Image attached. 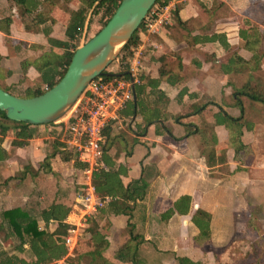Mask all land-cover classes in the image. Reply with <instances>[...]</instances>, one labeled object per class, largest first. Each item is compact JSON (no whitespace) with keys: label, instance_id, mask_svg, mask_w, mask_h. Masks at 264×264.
Instances as JSON below:
<instances>
[{"label":"crops","instance_id":"1","mask_svg":"<svg viewBox=\"0 0 264 264\" xmlns=\"http://www.w3.org/2000/svg\"><path fill=\"white\" fill-rule=\"evenodd\" d=\"M169 2H172L175 7L173 9L171 7L170 9L171 18L167 23L168 26H164L160 32L154 33L153 35L143 34V32L140 33L142 38L149 39V48L148 50L146 49L148 54L144 61H141L140 77L144 75L158 79L160 77V68L167 72L161 81L160 88L170 98L166 111L172 115L188 113L201 105L209 104L205 109L183 121L198 124L202 119H206L214 126L215 133L218 137V152L219 154L225 153L227 155L230 173L222 170L220 168L221 164L213 167L208 166L206 158L200 154V137L197 134L186 135V126L183 123L177 122L174 116H170L166 121L159 119L161 121L159 124H150L143 131L144 123L142 117L139 115L136 118V122L132 124L133 132L130 133L131 138L129 142H123L124 138H120V141H117L121 145V150L118 154L119 156L115 157V159L118 163L126 166L128 175L123 176L125 184H128L131 180L140 178L143 169H145V178L150 183V186L146 197L138 200V205L132 218L137 231L144 235L146 239L145 243L154 240V238L158 239L161 243L163 240L168 243L169 247L162 250L175 252L176 257L185 256L191 258L190 253L180 255L178 253L180 244H174L179 240H184L185 242L186 235H180L184 230L181 218L188 217L187 224L191 222L195 228V234L192 238L193 242H195V237L198 235L199 229L192 222V216L198 208L210 212L212 245L214 241L213 236L217 234L214 228V234L212 236L216 212L210 209L211 204L208 206L204 205L206 197L208 195H212L215 199L225 197V200L223 198L220 202L212 204V206L213 209L225 208L227 210L226 216L230 218L233 215L231 211L235 212L238 210V205L234 197H229L230 192L233 194L236 192L233 190L237 188V192L240 193L244 188H249L254 193L256 187L261 183V180L249 181L250 174H248L247 167L243 170H236L238 161L234 159V149L228 145L229 132L224 125L215 123L213 115L219 110L220 106L232 116L237 117L241 113L240 107L236 104L235 86L243 84L248 79L249 74L232 71L229 68L231 64L230 60L234 51H238L246 59H251L254 55H258V53L251 52L244 47L240 31L242 29H248L253 24L259 25L261 31L264 30V0H170ZM177 4L181 7L178 14L175 15L174 9ZM70 5L75 6L74 4ZM62 11L64 10L61 8L54 10L53 14L58 22L53 25H47V27L50 29V35L52 37L66 40L65 23L68 19V14L64 11L66 14L64 19L61 15ZM6 16H11L13 21L10 25L9 34L0 29V53L3 56L0 70L3 71L5 79L6 75L9 78L13 73L17 76L16 80L9 83L6 88L14 93L18 89L20 91H27L32 87H46L40 71L34 64H31L51 47L44 31L32 32L26 30L16 8L11 7L8 0H0V20ZM53 29L61 30V34L53 33ZM214 34L226 35L229 47H226L220 40L213 39ZM45 40H47V43ZM259 48L261 51H264V40ZM37 51H40V54L36 55ZM25 62L26 70L24 72ZM259 70L264 71V57L262 58ZM259 70L253 71L254 79L257 82L264 83V79H260L257 75ZM169 79H172L174 83H170L168 81ZM14 94L22 95V93L18 92ZM133 99L135 100V96H133ZM245 99L256 102L255 100L243 97L242 100L245 109L247 107ZM48 126L44 125L40 128L47 130ZM120 127L125 128L122 123L119 125ZM251 127L252 129L250 131L258 128L253 123H251ZM165 129H169L173 136L168 134ZM39 134L31 138L23 146L12 145L15 137L13 131L9 132L6 136L2 143L3 148L7 152L6 179L13 175V173H9L11 170L20 171V173L27 171L26 175L21 174L20 180L30 179L31 184L37 186L38 183L36 181L38 178H41L40 176L42 174L54 176L56 179L62 174H66L64 173V170L67 169L66 166H62L59 169V166L63 165L60 162L68 163L74 161V159L69 161L63 160L61 152L56 151V156L53 159L51 158V172L40 166L44 159L54 151V146L52 145V151L48 149V137H42ZM104 136L106 139L105 134ZM247 136L248 129L244 128L243 141L250 144L254 150L253 144L247 139ZM59 149L69 150L77 157L75 152L67 147L65 139ZM111 154L115 155L116 150L113 149ZM41 157L43 158L41 159ZM79 162L83 164V167H78L75 161L74 167L83 169L85 164L80 160ZM24 176L26 177L21 179ZM240 179L244 180L243 186L237 187L240 185L238 184ZM18 186L15 188L12 187L13 189H6V209L15 206H27L18 203L21 202L20 199L24 195L21 187ZM225 186H227L226 189H224ZM186 194L192 197L191 205L193 204V195L199 194L203 206L199 204L194 211H192L191 206L188 214L181 215L174 213L165 219L162 214L174 208V202L180 196ZM78 195L79 198L77 201L80 202L81 189ZM54 202H62L70 205L72 208L76 206V204H70L68 198H61ZM242 207H248L250 209L248 203L246 205L241 203L240 208ZM74 216V210L71 209L66 219L67 223L76 225L78 222L74 223L75 221H72L74 220ZM107 217L111 222V226L107 231V237L110 240V250L115 252L118 246L113 245L111 235L114 236L116 234L115 230L118 229L121 231L119 235L123 239L122 243L128 240V237L125 235L123 238L124 233L122 232L125 227L121 225L122 223H126L127 226L128 217L125 215H107ZM229 218H227L225 230H222L223 234H220L222 238L219 237L217 240L218 242H222L221 245L224 242L227 243V246L230 244L228 242L231 238L230 227L232 221ZM39 225L44 227L46 222L40 220ZM172 225H178L176 227L178 232L176 231L177 233L175 235L171 231ZM49 226L51 229H54L56 223L51 221L49 222ZM152 227L154 229H151ZM152 230H156V233H153ZM59 235L62 236L60 232L57 236ZM253 238L257 242L256 246L259 248V252L264 253V238H256V236ZM8 241L10 243L13 242L12 239L6 242ZM245 241L248 242L249 240ZM171 244H173L172 247ZM194 247L195 252L200 249L196 246ZM245 248L249 251V247ZM199 252L201 253L200 250ZM25 253L27 254L25 255ZM25 253H21L20 256L28 260L33 258L32 252L27 246ZM263 253L262 256L264 255ZM247 254L248 257L253 255L251 252ZM141 256V264H144L146 261H144L142 249ZM252 257H257V255H253ZM212 258L214 259V257ZM254 259L256 261V258ZM211 261V264H215L214 260ZM63 263H65V259L59 262V264ZM248 264H252V262L249 261ZM260 264H264V256L261 257Z\"/></svg>","mask_w":264,"mask_h":264},{"label":"trees","instance_id":"2","mask_svg":"<svg viewBox=\"0 0 264 264\" xmlns=\"http://www.w3.org/2000/svg\"><path fill=\"white\" fill-rule=\"evenodd\" d=\"M122 0H8L11 7H15L21 21L26 30L32 32L44 31L51 47L43 52V54L31 64H34L40 71L42 80L46 87L29 88L24 97L36 96L44 93L49 88L53 87L65 74L72 60L74 52L79 46V41L82 38L85 28H88L96 16L99 17L101 26H105L110 20L117 7ZM170 0H157L155 3L167 5ZM74 4L75 6H71ZM180 5L177 4L174 9L175 15L178 14ZM56 8L63 9L68 14V19L65 23V34L67 39H56L50 35V29L47 25H53L58 22L53 12ZM91 12V13H90ZM13 21L11 16H6L0 20V29L9 34L10 25ZM145 19L133 34L130 41L121 51V57L125 59L128 54H131L132 47L138 45L141 41L139 32L144 28ZM241 38L244 42V47L258 55H254L251 59H246L241 56L238 51H234L231 56L229 68L234 72L248 73V79L240 86H235L236 104L240 107L241 113L235 117L229 114L221 106L213 117L215 123L224 125L229 132L228 145L234 149V159L238 161L236 170L246 169L254 154L250 144L243 141L244 128L251 130V121L245 116L243 97L260 101L264 103V83L257 82L254 79L253 71L259 70L261 61L264 57V51L260 50L259 46L264 40V30L261 31L259 25L253 24L246 30L240 31ZM213 39L220 40L226 47L229 44L224 34H214ZM3 56L0 53V69ZM28 64V63H27ZM121 69L118 72H108L103 76L106 79H111L116 76L129 77L128 68L129 62L122 61ZM26 70V62L24 63V72ZM165 72L160 68V77L158 79L141 76L140 84L135 85L134 96L128 101L126 106L118 113V119L112 121L104 130L106 135L103 143V153L100 159L98 168L93 173V184L97 196L105 202L103 207L98 209L101 217L107 215H125L128 217L127 228L129 233L128 240L123 243L115 252L113 257L117 261L109 259L105 255V251L110 246V240L107 237V230L110 227V222L100 224L98 219H90L88 232L90 237L95 242L94 248L80 255L77 263L83 264H141V247L146 242L143 234L136 229L135 223L132 221L134 211L138 205V200L146 197L150 183L145 178V169L142 176L138 179L131 180L128 184L123 181V176L128 175L126 166L118 163L115 157H118L121 150V145L117 141L124 138L123 142H129L130 133L133 132L132 124L136 122V118L140 115L144 123V130L153 123L159 124L168 120L170 116L179 123L186 126V135L197 134L200 137V154L206 158L208 166L213 167L221 164L220 168L226 173H230L228 158L225 153L218 152V137L215 133L214 126L206 119L198 124L195 122H184V119L193 116L197 112L205 109L209 104L201 105L188 113L172 115L166 111V107L170 102L165 92L160 88L161 81ZM174 83L172 79L168 80ZM1 86V85H0ZM3 87V86H1ZM5 90L11 92L6 87ZM12 93V92H11ZM14 94V93H13ZM120 121L125 128L119 125H114L115 121ZM32 125L28 122L11 120L6 116V112L0 110V161L7 157V152L3 148L2 143L9 132H14L12 145L23 146L29 142L31 138L39 133L38 128L55 124ZM117 126V128H115ZM141 126V125H140ZM166 132L172 135L169 129ZM173 136V135H172ZM136 140V139H135ZM62 145L56 141L54 151L49 154L41 163V167L49 172L51 168V158L53 159L57 152H61L62 159L69 161L74 159L78 167H83L77 157L73 153L65 150H60ZM57 149V150H56ZM115 149L116 154H111ZM126 150V147H125ZM57 151V152H56ZM78 162V163H77ZM27 171L21 174L26 175ZM26 176L22 177L24 179ZM192 197L189 194L180 196L174 202V208L166 211L162 216L166 219L174 213L181 215L188 214L191 209ZM72 207L62 202H53L49 206L40 210L37 215L32 207L15 206L2 211L0 223V231H5L3 240L12 239L17 242L13 245L15 253H11L8 249L0 248V264H57L59 260H67L69 256V248L67 246V238L71 225L66 219L71 212ZM44 220L46 225L41 227L39 221ZM108 220V219H107ZM54 221L56 226L54 229L49 227V222ZM192 222L198 227L199 233L195 237V242L202 245L205 242L211 243V214L210 212L198 208L193 216ZM249 224H247L248 226ZM250 227L249 229H253ZM60 232L61 235L57 236ZM236 241L226 247L224 259H233L232 256L238 255L241 249L235 247ZM26 246L32 252L33 258L28 260L20 256L24 253ZM228 252V253H227ZM226 256V257H225ZM246 256V255H245ZM260 255L256 258L260 264ZM73 258V257H72ZM231 263V262H230ZM178 264H200L191 260L189 257L178 256Z\"/></svg>","mask_w":264,"mask_h":264},{"label":"rangeland","instance_id":"3","mask_svg":"<svg viewBox=\"0 0 264 264\" xmlns=\"http://www.w3.org/2000/svg\"><path fill=\"white\" fill-rule=\"evenodd\" d=\"M169 4H170V9L171 7L172 9L175 7L174 4H172V2H169ZM162 8H164V6L161 3H158L154 5L151 10L155 9L156 11H160L162 10ZM61 15L60 16L65 19L66 14L64 11L61 12ZM164 26H168L166 22L164 23ZM101 28L102 26H101L99 17L96 16L94 20L92 21V23L90 25L88 24V28H85V35L79 41L78 43L79 46L83 45L89 39H91L95 34L98 33V31ZM144 29H145V25H144V28L139 32V34L143 32ZM60 31L61 30L58 31L56 29H53V33H57L58 35L61 34ZM140 38H141V41L139 44L143 45L144 48L143 50L139 52V54H135L136 51L134 52L131 49L132 53L128 54L127 57L123 59V57H121V52H120L115 58V60L112 61V63L106 68V71L108 72L120 71L121 69L120 65L122 61L129 62L130 59H134V58H138L139 60L144 61V59L146 58L148 54V51H146V49L148 50L149 48V44H148L149 39L142 38L141 34H140ZM45 41L47 43V40ZM38 54H40V51L36 52V55ZM257 75L260 79H264L263 70H259L257 72ZM7 78H8V75H6V79H5L3 71L0 70V85L1 86L6 87L9 83L16 80L17 76L15 73H13L8 78V81H7ZM15 92L22 93V95L26 93V91H20V89H18L17 91H14V93ZM84 93L85 91L81 94V96L78 98L75 104L65 113V115H63L60 119H58L55 124L49 125L47 127V130H44V128H40V127L38 128L39 133L42 135V137H48L47 147L48 149H51V151H52V145L55 146L56 141L63 143V140L69 137V134L68 132L65 131L66 128L63 125L65 122H67L68 117H70L72 113H74V110L77 107H80L82 105L83 100L81 99L84 96ZM245 101L247 103L246 109L244 107V109L246 110V118L250 120L251 123H253V125H257L258 127L256 130L254 129L252 131L248 130L247 139L253 144L254 154L249 156L252 158L249 164L247 165V171H248V174H250L249 175L250 182L261 180V183H259L258 187H256V190L254 191V193L249 188H244V190L241 191L240 193L237 192L238 191L237 188L233 190V191H236L233 194H231L230 192L229 197L232 198L233 196L234 200L236 201L238 205V208H237L238 210H236L235 212L231 211L233 215L232 217L230 216V218L229 216L228 217L226 216L227 210L225 208L213 209V206H212V204L220 202L223 198L225 200V197H219L218 199H215L212 195H208L206 197L204 205L208 206L211 204L210 209L216 212L215 221H214L213 230H212V236L214 234V228L216 229L215 233L217 234L213 236V240L214 241L216 240V241L215 242L213 241L212 245L210 242H205L203 246L197 245V243L193 242L192 238L195 234V228L193 227L191 222L187 224V220H189L188 217L181 218V222H182V226L184 227V230L180 233V235L181 236H183V234L186 235L185 242L184 240H179V241H176L174 244L175 245L177 243L180 244L179 245L180 250H178V253H180V255L182 254L185 255L187 253H190V256H191L190 259L200 264H211L212 263L211 260H214L215 264H248L249 261H251L252 264H258V262L255 261L254 257L252 256L260 255L259 248L256 246L257 242H255L253 237L256 236V238L258 237H261L262 239L264 238V103L260 101H256V102L249 101L248 99H245ZM114 125H121V122L117 120V122L115 121ZM115 128H117V126H115ZM66 151L70 152L69 150H66ZM42 158L43 157H41V159ZM60 163L63 165L59 166V169H61L62 166H66L67 168L64 170V173H66L65 175L62 174L59 178L56 179L54 176H51V175L46 176L45 174H42L40 176L41 178H38L36 181L38 185L33 186L31 184L32 182L30 181V179L28 180L26 178L24 180H20V176H21L20 171L18 172L16 170L9 171V173H13V175L6 179V159L3 161H0V223L2 221V218H1L2 211L6 209V189L7 190L13 189L17 185H19L18 187H21V190L24 193L23 195L24 198L21 197L20 199L21 202H18V203L25 204L28 207H32L34 212L37 215H39L40 210L42 208L49 206L52 202L58 199H61V198H68L70 201V204L72 205L76 204V206L75 207L73 206L72 208L75 213L74 220L72 221H75L74 223H77V222L78 223L75 226V228L77 229V236H76V233L72 234L73 244H71L72 248H70V254H69L71 255V257L65 260V263L63 264H83L82 262L77 263L80 255H82L83 253L89 250H92L95 244V242L92 241L90 237V233L88 232L90 219L91 218L98 219L100 224H106L108 223V221L110 222V219L106 215L101 217L98 210L96 212H93L90 215H84V213L81 211V207H83V205L81 201L80 202L77 201V199L79 198V195H78L79 190L82 188V185L80 184L81 176H82V172H81L82 169L74 167V161H70L68 163H63V162H60ZM245 180H248V179H245ZM243 182L244 180L240 179L238 183L240 185L237 187L243 186ZM226 188L227 186L224 187V189ZM229 190L231 191L230 188ZM193 196H194L193 204L191 205L192 211H194L198 207L199 204L203 206V203L201 201L202 199H200V195L195 194ZM241 203H244L245 205L246 203H248V205H250V209H248V207L240 208ZM103 204L105 205V203ZM227 218L231 219L232 221V225L230 227V232H231L230 237L231 238L229 237L230 241L228 243L232 244V242L234 243V241H236L237 244H235V247L237 248L239 247L241 249V252L238 255L232 256L233 259L231 260L226 259V258L224 259V255H223L224 252L226 251L227 243L224 242V244L221 245L222 242L217 241L219 237L222 238L221 236L223 234L222 230L223 229L225 230ZM80 221L81 223H79ZM248 221L250 222L248 223ZM247 223L249 224L248 226H247ZM121 225L125 227L122 232L124 233L123 238H124V235L129 238L128 228L126 226V223H122ZM110 226H111V222H110ZM177 226L175 225L171 226V231L173 235H175V233L178 232L176 228ZM252 226H254V228L249 229L250 227L252 228ZM151 229H154V228L152 227ZM115 231H116V234L114 236L111 235V240L113 242V245H117L119 248L123 244L122 243L123 239H121L119 235L121 231H119L118 229H116ZM152 232L156 233V230H152ZM4 234H5V231L4 232L0 231V248L8 249V251L12 253L14 251L13 245L16 244L17 242L15 240L14 242H11V243L10 241L8 242L4 241L3 240ZM75 237L77 239V243H75V240H74ZM245 240H249V241L246 242ZM230 244L228 246H230ZM172 246L173 244H171V247ZM194 246L200 249H198V251L195 252ZM166 247H169L167 242L162 240V243H161L156 238H154V240H151L150 242L144 243L141 247L143 258L145 259L144 261H146L144 262V264H148V263L178 264V256L176 257L175 252H172L170 250H162V249H167ZM245 247H249V251ZM199 250L201 251V253L199 252ZM208 250L209 251L212 250V251L208 253L209 252ZM214 252H215V255H214ZM245 252L246 253L251 252L253 253V255L251 257L250 256L248 257V254L246 255ZM104 253L109 259L113 261H117L113 257L114 252L110 250V246ZM262 253L263 252H261L260 257L264 256V255L262 256ZM26 254L27 253H25V255ZM212 257H214V259ZM59 262L57 264H59Z\"/></svg>","mask_w":264,"mask_h":264},{"label":"water","instance_id":"4","mask_svg":"<svg viewBox=\"0 0 264 264\" xmlns=\"http://www.w3.org/2000/svg\"><path fill=\"white\" fill-rule=\"evenodd\" d=\"M156 2L122 0L106 25L78 46L67 71L53 87L36 96L22 97L0 86V110L11 120L32 125L60 119L96 77L107 73L106 68L130 41ZM84 35L85 30L82 38Z\"/></svg>","mask_w":264,"mask_h":264},{"label":"built area","instance_id":"5","mask_svg":"<svg viewBox=\"0 0 264 264\" xmlns=\"http://www.w3.org/2000/svg\"><path fill=\"white\" fill-rule=\"evenodd\" d=\"M160 11L151 10L145 18L143 34L151 35L160 32L164 23L170 21V7L163 5ZM143 45H136L132 50L139 54ZM141 60L138 58L129 60V77L116 76L106 79L103 75L96 77L86 88L81 100L83 103L74 110L65 122V131L69 137L65 139L68 148H71L77 158L85 164L82 169L81 211L84 215H90L104 206L95 192L93 173L100 164L105 141L104 130L114 120L118 119V113L134 96L135 85L140 84ZM83 215V216H84ZM76 225H71L67 238V246L73 244V233H76ZM77 243L76 237L74 238ZM74 243V244H75ZM72 251V249H71Z\"/></svg>","mask_w":264,"mask_h":264}]
</instances>
